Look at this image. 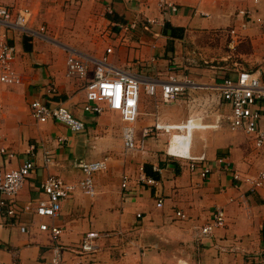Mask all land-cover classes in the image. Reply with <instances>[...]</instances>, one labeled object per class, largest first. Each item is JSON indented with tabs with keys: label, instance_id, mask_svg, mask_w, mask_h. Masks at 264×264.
<instances>
[{
	"label": "crops",
	"instance_id": "obj_1",
	"mask_svg": "<svg viewBox=\"0 0 264 264\" xmlns=\"http://www.w3.org/2000/svg\"><path fill=\"white\" fill-rule=\"evenodd\" d=\"M171 1L177 13L162 17L157 0H0L12 13L28 10L32 29L43 27L46 33L48 28L52 40L86 35L80 51L70 39L58 41L64 42L62 48L46 36L26 43L12 36L14 67L26 80L17 86L0 84V168L14 170L27 160L34 167L15 198L17 214L0 215V264H50L53 242L48 232L39 230L42 224L61 229L62 264H249L264 258V192L250 193L246 184L232 178L233 173L254 176L263 170L264 147L254 149L246 135L229 129V110L216 89L230 66L232 76L245 70L264 83V5L262 0ZM109 15L124 23L109 21ZM132 23L136 27L128 31L115 27ZM231 29L238 34L232 45ZM93 35L100 36L95 44ZM65 48L93 60L106 57L114 68L147 81L175 76L192 86L167 104L159 89L150 96L141 88L136 141L130 150L118 113L82 110L94 64L87 79H67ZM51 85L54 94L47 92ZM33 100L66 107L83 122V131L35 122ZM259 105L264 116V102ZM155 125L161 128L154 130ZM143 129L152 132L143 138ZM45 156L51 160L46 166ZM188 157H202L213 173L200 178L190 170ZM221 157H226L228 170L217 164ZM100 160L106 169L94 174L92 196L77 188L62 202L57 220L35 216L48 176L78 185L82 164ZM145 167L158 175L153 185L140 181ZM218 209L224 211V226L198 238ZM92 232L98 235V251L79 255L84 236Z\"/></svg>",
	"mask_w": 264,
	"mask_h": 264
},
{
	"label": "built area",
	"instance_id": "obj_2",
	"mask_svg": "<svg viewBox=\"0 0 264 264\" xmlns=\"http://www.w3.org/2000/svg\"><path fill=\"white\" fill-rule=\"evenodd\" d=\"M258 3V0H254ZM264 5V0L261 1ZM157 9L162 17L175 14L177 6L171 0H157ZM245 15L244 12H240ZM153 20H146V24H153ZM120 30L128 31L136 27L135 23L129 25L116 24ZM245 27V23L241 25ZM231 38V45L237 40V32L234 29L228 32ZM18 38H40L45 37L43 27L35 30L31 27V13L28 10H19L12 13L7 7L0 4V84L4 86H17L24 83L26 75L17 71L14 67L16 48L12 43V36ZM65 61V77L67 79L85 80L88 77L90 64H94V74L92 80L85 85V104L82 110L95 115L102 114L105 110L119 114L122 123V135L127 149H133L136 141L134 124L138 117L139 98L141 88L150 96H155L160 90V99L163 103H171L182 95L192 83L188 80H180L175 76H169L166 80L147 81L141 76L134 75L127 71L119 70L110 65L106 57L100 60H93L83 56L75 50L67 49ZM110 49L106 53L109 54ZM236 71V72H235ZM232 76L230 73L220 75L221 83L217 86L220 99L227 105L229 113L226 116L228 127L233 132H241L248 137L254 149L264 147V129H262V109L259 105L264 102V83L254 72L245 70H235ZM49 94L55 93L53 85L47 90ZM1 109V104H0ZM31 117L35 122L42 124L55 122L67 127L71 132L83 131L84 124L75 118L69 110L62 105L50 106L41 100H33L30 103ZM161 127L154 126V130ZM152 130L143 129L141 136L147 137ZM3 153V150L0 151ZM190 170L198 171L200 178L206 179L213 173L210 165L203 163V158H190ZM51 162L49 156L44 157L45 166ZM217 164L229 169L226 157L217 159ZM34 164L31 160L23 162L17 169L4 171L0 168V215L5 214L14 217L19 209L15 205V198L21 190L26 178L33 170ZM106 169L105 160L84 163L81 166L82 180L78 185L67 184L60 178L50 175L42 184V191L45 195L43 200L36 202L34 214L40 218L57 220L61 212V204L70 198L76 189H81L84 194L92 196L94 174ZM233 181L244 183L250 193L264 192V169L254 176H242L238 173L232 174ZM140 181L149 185L155 183L154 179L140 176ZM122 187H126L124 179ZM162 202L157 203L161 207ZM26 211L29 208H25ZM176 216L184 219L181 212H176ZM225 224L224 211L218 209L213 214L211 221L202 227L198 238L210 236L217 228H222ZM39 230L48 232L53 242L52 257L50 264H62L65 248L60 243L61 229L55 225L48 226L42 224ZM25 231V227L21 228ZM96 233H87L79 246L78 254L85 256L98 251ZM79 264H88L82 260ZM142 264V263H139ZM249 264H264V258L255 259Z\"/></svg>",
	"mask_w": 264,
	"mask_h": 264
},
{
	"label": "rangeland",
	"instance_id": "obj_3",
	"mask_svg": "<svg viewBox=\"0 0 264 264\" xmlns=\"http://www.w3.org/2000/svg\"><path fill=\"white\" fill-rule=\"evenodd\" d=\"M43 22V24L45 25V27L47 26V22L46 21H42ZM35 28V27H34ZM107 30V26L105 25L104 26V32H103V36H104V34H106V31ZM45 36L47 37L46 38V41H48V42H52V43H55L56 45H58V46H60V47H62L63 48V45H65V44H63V43H59L58 41H61L62 42V40L64 41V40H68V39H70L71 41H73V46H75V48H77V50H81L80 48H82L83 47V42H85V38H86V35H84L83 33H80V34H70V35H60V36H58L57 37V40L58 41H56V40H52V39H50V38H52V36L50 35V32L48 31V28H46V33H45ZM100 36H95V35H93V36H91V43H93V44H95L96 42H98L99 41V38ZM102 37V36H101ZM30 39V42H34V41H36V40H38V39H36V38H29ZM63 44V45H62ZM104 46H106V45H104ZM66 50L67 49H69V48H65ZM71 49V48H70ZM73 50V49H72ZM76 51V50H75ZM78 52V51H77ZM79 53V52H78ZM81 54V53H80ZM233 69H234V67L233 66H230V67H228L227 68V71L229 72H231V71H233ZM216 93H217V91H216ZM218 95V94H217Z\"/></svg>",
	"mask_w": 264,
	"mask_h": 264
},
{
	"label": "trees",
	"instance_id": "obj_4",
	"mask_svg": "<svg viewBox=\"0 0 264 264\" xmlns=\"http://www.w3.org/2000/svg\"><path fill=\"white\" fill-rule=\"evenodd\" d=\"M107 19L113 23H122V24L124 23L123 20H121L120 18H116V17L110 16V15L107 16ZM23 41H24V43H26L28 41V39L25 38ZM144 170H145V175L147 177H150L154 180H156L158 178V175L156 173H154L151 168L145 167ZM263 237H264V228H263Z\"/></svg>",
	"mask_w": 264,
	"mask_h": 264
},
{
	"label": "bare ground",
	"instance_id": "obj_5",
	"mask_svg": "<svg viewBox=\"0 0 264 264\" xmlns=\"http://www.w3.org/2000/svg\"><path fill=\"white\" fill-rule=\"evenodd\" d=\"M172 129V128H171Z\"/></svg>",
	"mask_w": 264,
	"mask_h": 264
}]
</instances>
